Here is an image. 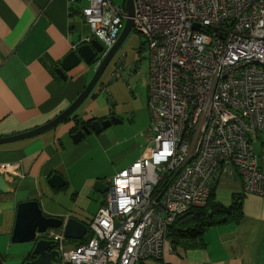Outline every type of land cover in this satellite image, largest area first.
Returning a JSON list of instances; mask_svg holds the SVG:
<instances>
[{
  "label": "built area",
  "instance_id": "2783aa9c",
  "mask_svg": "<svg viewBox=\"0 0 264 264\" xmlns=\"http://www.w3.org/2000/svg\"><path fill=\"white\" fill-rule=\"evenodd\" d=\"M86 2L80 15L111 49L128 18L124 8ZM134 3L133 30L149 54L153 145L115 175L87 244L68 249L53 235L61 255L54 264L161 260L174 223L206 206L225 179L239 178L246 195L264 198L251 138L264 143V0ZM9 169L0 166V174Z\"/></svg>",
  "mask_w": 264,
  "mask_h": 264
},
{
  "label": "crops",
  "instance_id": "0c3cea01",
  "mask_svg": "<svg viewBox=\"0 0 264 264\" xmlns=\"http://www.w3.org/2000/svg\"><path fill=\"white\" fill-rule=\"evenodd\" d=\"M82 2L0 0V139L51 122L89 84L93 68L83 61L66 73V80L57 73L70 52L95 40L79 13L84 7ZM140 61L141 58L136 59V65L128 69L138 74ZM122 62L119 60L116 71L121 69ZM105 89L104 83H98L79 110L58 127L33 138L0 145V166L7 165L11 171L4 175L10 194H0L3 264H25L32 260L35 243L12 242L21 203L38 202L45 217L64 222L60 229H48L42 236L44 239L54 241L53 235H61L68 249L87 244L92 238L89 226L106 203L111 181L139 160L152 144L153 138L144 151L139 150V138L148 137L151 132L148 103L145 106L140 102L141 93L132 91L129 96L138 101V106L122 110L128 104L114 101L111 96L110 104L106 103ZM113 107L116 109L112 110ZM106 116L118 121L100 133L91 132L80 142L73 140L81 125ZM251 138L264 173L262 136L252 134ZM54 176L61 179L59 185L50 183ZM214 194V202L225 207L231 205L234 197L240 198L239 223L210 228L197 247H187L181 242L174 246L168 240L161 260L148 259L137 264H264V198L246 195L239 178L222 180ZM70 220L87 228L82 239L65 237V226ZM58 248L57 243L52 251H59Z\"/></svg>",
  "mask_w": 264,
  "mask_h": 264
},
{
  "label": "water",
  "instance_id": "95a60500",
  "mask_svg": "<svg viewBox=\"0 0 264 264\" xmlns=\"http://www.w3.org/2000/svg\"><path fill=\"white\" fill-rule=\"evenodd\" d=\"M123 8L128 18L124 23L123 30L118 38L117 43L109 51H105V48L102 43H100V41L93 40L90 44L80 46L76 50L70 52L68 56L60 63L57 73L61 78L66 80V73L79 66L82 61L87 67L96 61L99 62V66L95 75L85 90L75 100V102H73V104H71L67 110H65L51 122L24 134L0 139V145L33 138L44 134L67 122L79 110V108L91 96L103 73L116 56L129 34L133 31V18L135 16L134 0H125ZM117 121L118 120L115 117H112L104 118L103 121L95 120L90 126L83 124L81 125L80 130L73 135V140L75 142H80L91 132L100 133L103 130L109 128L112 124H116ZM60 181L61 179L59 177L54 176L51 178L50 183L52 185H55V183L59 185ZM0 194H10L9 184L5 180V177L1 174ZM63 225L64 222L62 220L45 217L38 202H26L19 204L17 208V218L12 242L35 243V248L31 257L32 260L27 261L25 264H54V261L61 260L60 252L55 250L52 251L56 248L57 242L51 240L48 241L42 236H44L48 229L57 230L62 228ZM86 231L87 228L84 225L79 224L77 221L70 220L65 226L64 235L67 239L78 240L83 238ZM38 236L42 238L38 239ZM0 264H3L1 257Z\"/></svg>",
  "mask_w": 264,
  "mask_h": 264
},
{
  "label": "rangeland",
  "instance_id": "374dc122",
  "mask_svg": "<svg viewBox=\"0 0 264 264\" xmlns=\"http://www.w3.org/2000/svg\"><path fill=\"white\" fill-rule=\"evenodd\" d=\"M111 1L115 5L124 7L125 0H111ZM82 5L83 6L86 5L85 0H83ZM138 54L141 56V61L139 64H137L138 71H139V73L137 74V72H134V71L131 72L130 69L128 68L136 65L135 60L137 59ZM121 59L123 60L122 62L123 66L121 67L119 71H116L115 66L118 64L119 60ZM98 66H99L98 61L90 65V67L93 68V73H94L93 76L95 75ZM118 75L120 76L119 79L115 77ZM110 82L112 83L109 85ZM99 83L100 84L104 83V86L106 88L103 94L104 96L103 98L106 103L110 104V102L108 101V98L109 96H111L112 100L116 99L118 101L119 100L122 102L124 101L123 103L128 104L126 107L122 108V110H133L136 106H138V101L134 97L133 98L131 97V99L129 98L130 93L133 91V92L141 93V97L139 98L140 102L143 101V104L146 106L147 105L146 102L148 103V89H149L148 88V85H149V54L147 52L146 39L143 36H141L139 33L133 30L129 34L126 41L124 42L122 47L119 49L118 53L116 54L114 59L111 61V63L109 64L105 72L103 73ZM97 86L94 89V91L97 89ZM128 89L130 90L128 91ZM97 94H99V90L97 91ZM120 108H121V104L118 106V109ZM115 109H116L115 107L112 108V110H115ZM149 115H150V111H149ZM150 123H152V120H150ZM153 136L154 135L152 134V132H150L148 137L141 136L139 138L138 146L140 147L139 148L140 151H144L149 146V142L151 138H153ZM152 145L153 144H151L150 147ZM226 199H227L226 201H228L229 198H226Z\"/></svg>",
  "mask_w": 264,
  "mask_h": 264
},
{
  "label": "trees",
  "instance_id": "16d2710c",
  "mask_svg": "<svg viewBox=\"0 0 264 264\" xmlns=\"http://www.w3.org/2000/svg\"><path fill=\"white\" fill-rule=\"evenodd\" d=\"M214 191L206 206L191 209L186 217L174 223L168 238L174 246L181 242L187 247H197L210 228L224 223L240 222L242 218L240 198L234 197L231 205L225 207L214 202Z\"/></svg>",
  "mask_w": 264,
  "mask_h": 264
},
{
  "label": "flooded vegetation",
  "instance_id": "af4514ba",
  "mask_svg": "<svg viewBox=\"0 0 264 264\" xmlns=\"http://www.w3.org/2000/svg\"><path fill=\"white\" fill-rule=\"evenodd\" d=\"M109 50H110V49H109ZM109 50H106V49H105L106 52L109 51ZM112 117H113V116H106L105 118H112ZM103 120H104V119H103ZM103 120H102V121H103ZM100 121H101V120H100ZM91 123H92V122H91ZM91 123H87L86 126H90Z\"/></svg>",
  "mask_w": 264,
  "mask_h": 264
}]
</instances>
